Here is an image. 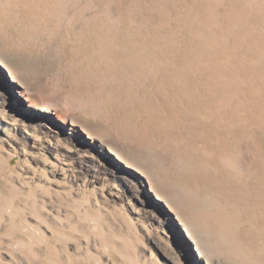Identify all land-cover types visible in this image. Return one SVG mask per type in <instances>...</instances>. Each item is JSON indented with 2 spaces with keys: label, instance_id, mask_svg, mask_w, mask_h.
Segmentation results:
<instances>
[{
  "label": "rangeland",
  "instance_id": "374dc122",
  "mask_svg": "<svg viewBox=\"0 0 264 264\" xmlns=\"http://www.w3.org/2000/svg\"><path fill=\"white\" fill-rule=\"evenodd\" d=\"M0 264H264V0H0Z\"/></svg>",
  "mask_w": 264,
  "mask_h": 264
},
{
  "label": "bare ground",
  "instance_id": "6f19581e",
  "mask_svg": "<svg viewBox=\"0 0 264 264\" xmlns=\"http://www.w3.org/2000/svg\"><path fill=\"white\" fill-rule=\"evenodd\" d=\"M60 118V117H59Z\"/></svg>",
  "mask_w": 264,
  "mask_h": 264
}]
</instances>
